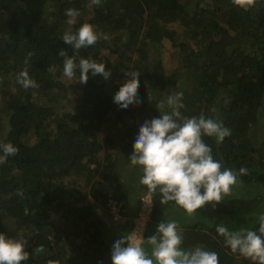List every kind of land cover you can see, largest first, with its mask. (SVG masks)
Instances as JSON below:
<instances>
[{"label":"trees","instance_id":"trees-1","mask_svg":"<svg viewBox=\"0 0 264 264\" xmlns=\"http://www.w3.org/2000/svg\"><path fill=\"white\" fill-rule=\"evenodd\" d=\"M68 8L80 12L73 30L87 22L101 37L119 34L120 45L113 51L116 73H110L120 74L121 82L107 90L89 73L74 112L56 116L53 107L41 102L50 100L53 90L65 91L62 81L68 78L58 53L65 49L74 55L61 38L69 27ZM166 40L181 62L172 75L153 57ZM100 49L97 41L81 49L77 60L101 63ZM29 51L34 55L25 65ZM49 66H55V74L47 71ZM25 67L39 87L26 91L17 83ZM132 71L139 73L141 102L124 110L113 96ZM74 78L79 79V71ZM168 85L183 93V116L203 114L230 129L220 143L203 137L213 157L226 168L248 170L232 187L236 191L193 215L172 202L161 204L158 190L150 193L140 184V166L121 172L130 163L140 123L160 117L157 104ZM112 121L128 124L119 139ZM0 139V144L11 142L19 149L0 164V233L26 241L30 257L21 264H111L114 242L131 234L135 223L129 219L117 228L124 235H112L101 212L109 216V204L115 202L126 217L134 202L137 217L147 193L153 211L144 239L154 229L156 233L159 222L174 220L185 250L215 251L219 264H252L232 253L216 227L258 230V216L264 213V0H256L247 11L231 0H102L100 6L91 0H0ZM101 148L103 161L96 157L92 167ZM137 185L139 190L132 193ZM96 212L102 217L97 221ZM235 217L240 223L231 227ZM9 221H14L15 237L9 235ZM40 246L44 251L37 253ZM144 248L150 255V246L145 243Z\"/></svg>","mask_w":264,"mask_h":264},{"label":"clouds","instance_id":"clouds-1","mask_svg":"<svg viewBox=\"0 0 264 264\" xmlns=\"http://www.w3.org/2000/svg\"><path fill=\"white\" fill-rule=\"evenodd\" d=\"M231 2L247 11L255 5L256 0ZM101 3L102 0H91V4L95 6H100ZM65 15L68 17L69 27L61 38L72 47L74 55L69 56L65 49L59 51L58 55L64 57L63 75L71 80L79 71L78 80L84 84L89 79V73L92 76L100 74L108 79L111 73L106 70L105 64L83 57L77 60L80 50L96 44L103 34H98L94 26L87 22L73 30L80 15L77 9L68 8ZM103 38L108 37L105 35ZM33 55L34 52H28L25 65ZM47 71L55 74L56 68L49 66ZM126 75L130 79L113 96V102L124 110L141 102L138 98L139 73L132 71ZM16 80L26 91L39 87L29 76L26 67L20 71ZM182 97L183 93L177 92L159 101L157 109L160 117L145 120L139 127L128 160L132 165L142 168L140 184L146 186L150 193L158 190L161 204L172 202L188 215H193L207 203H221L225 196L231 194L239 177L247 175L248 170L226 168L220 160L213 157L212 149L204 142L203 137H215L217 143H220L231 135L230 129L223 126L222 122L203 114L190 118L183 116L180 112L184 107ZM215 111L213 107L211 112ZM18 151L11 142L0 144V164L9 156H15ZM150 193L146 195H151ZM113 212L117 217L118 210L113 209ZM258 224V230L239 231H230L227 226L220 224L216 227V232L224 238L225 245L232 253H238L252 264H264V213L258 216ZM145 243L151 248L150 255L144 248ZM182 244L183 236L177 223L174 220L161 221L156 233L147 239L143 238L141 232L135 231L117 239L111 249V264H219V255L215 251L201 247L185 250ZM25 246L26 241L23 238H11L0 233V264L27 262L30 253L25 250ZM35 251L39 253L44 249L40 246ZM48 264L53 262L49 260Z\"/></svg>","mask_w":264,"mask_h":264},{"label":"rangeland","instance_id":"rangeland-1","mask_svg":"<svg viewBox=\"0 0 264 264\" xmlns=\"http://www.w3.org/2000/svg\"><path fill=\"white\" fill-rule=\"evenodd\" d=\"M118 36H119L118 33L109 34V35H107V37H108L107 39H104L103 37H100L99 40H98V44H99V46L101 48L99 55H100V57L103 58V61L101 63H103V64H105L106 66H109V67L112 66L110 68V72H113V73H116V69L115 68L117 67V65H116V55L113 54V51L116 50L119 47V45H120V43L116 40L118 38ZM153 52L154 51H152L151 54H154ZM153 57L159 58V59L162 60L164 68H165L167 74H169V75H172L177 68L181 67V62H180V59H179V52H178V50L175 47H173L172 43L169 40L165 41L164 46L162 47V49L159 52L155 53L153 55ZM109 67H107V70H108ZM110 76L113 79H110L111 77H109L108 79H105L100 74H97L94 77H96V80H97V82L100 85H106L105 88L107 90L108 89L111 90V89H113L115 87V85H117V84H119L121 82V77H120V74L118 75V73H117V77H113V75H110ZM62 82L65 85V91L53 90L50 93V100L48 98L46 100H43V102H41V103H43L45 105H49V106L53 107V110H54L56 116H59L60 114H65V113H68V112L69 113L70 112L73 113L74 112V104L77 102V100L79 98V94L82 93V89H80V86H82V83L79 82L78 79H76V78H73L71 80L67 79L66 82H64V81H62ZM174 93H176V88H174L171 85H168L166 87L165 93L162 94L161 97L164 99L167 95L174 94ZM34 95L37 96L36 93ZM142 124L143 123H140V125H142ZM127 125H125V124H123V125L122 124H117L116 125L114 123V121H112L111 122V128H113V127L115 128L114 129V137H116L117 139L122 137L124 135V133H125V129H126ZM4 126H5V124H4ZM102 137H103V133H102V135L99 134V137H97L96 139L97 140L98 139L101 140ZM119 142H120V144L122 146L123 145V140L121 139V140H119ZM0 143H2L1 139H0ZM131 145H133V144H131ZM132 151H133V149L131 150V152ZM96 153L97 154L94 155V157H95L94 161H92V164H91L92 167H93V165H95L94 163H95L96 157L103 161V148H101V150L97 151ZM119 154H121V153H119ZM126 166H127V168L125 169ZM126 166L121 168V172H128V171L132 172L134 169H136V166L132 165L131 163L126 164ZM139 171L141 172L142 168H139ZM121 177H124V181L126 180L125 182L128 181V179H126L125 175L124 176L122 175ZM138 185H139V183H138ZM138 185H137V188L133 189L132 193L139 190L140 186L138 187ZM234 189L235 190H232L233 192L237 190L236 188H234ZM232 195H233V193H232ZM109 207H110V209L112 208V211H111L110 215L108 216L106 214V215L103 216V213L101 212V216L103 217V219L106 218V217H107V220L109 219V224L105 223L104 226H107V227L110 228L112 235H116V236H119V234L121 236L124 235V231L121 230V233H119L117 228L119 226H121L122 224H125L129 219H132V218H133L134 223L135 222H137V223L138 222H142L143 223L144 235H145V232H146L147 226H148V221H149L151 215L149 217L147 215H143L137 221L138 218L133 216L135 214V211H136V208L134 206V202L132 203L131 208H129V210L132 211V212H130L129 215L126 216V217L121 215L120 206H118L115 202H110ZM113 209L115 211L118 210V217L114 216L115 214L113 212ZM95 214H96L95 215L96 221H97V219L100 220L102 218V217L100 218L99 216H97L98 212H96ZM120 217H122V219ZM55 221H56V224H59V219L58 218ZM237 222L240 223V219L238 217H235L234 221L232 222V224H230V225H232L231 227L236 225ZM241 223H242V220H241ZM7 228H9L8 230H9V235L10 236L15 237L17 235L16 229H15V226H14V221H9L7 223ZM153 234H155V229L151 232L149 237L152 236ZM144 235H143V238H144ZM68 249H69L68 246H66V250H68ZM67 252H69V251H67Z\"/></svg>","mask_w":264,"mask_h":264},{"label":"built area","instance_id":"built-area-1","mask_svg":"<svg viewBox=\"0 0 264 264\" xmlns=\"http://www.w3.org/2000/svg\"><path fill=\"white\" fill-rule=\"evenodd\" d=\"M153 209V200L151 195H146L142 199V207L141 210L139 211V214L137 216V221L139 218H141L143 215H147L148 217L150 216L151 212ZM133 232H141L142 236L144 235V226L142 222H135L134 228L132 230Z\"/></svg>","mask_w":264,"mask_h":264},{"label":"water","instance_id":"water-1","mask_svg":"<svg viewBox=\"0 0 264 264\" xmlns=\"http://www.w3.org/2000/svg\"><path fill=\"white\" fill-rule=\"evenodd\" d=\"M36 243H37V240H36ZM36 243H35V244H36ZM53 245H54V243H53ZM54 246H55V245H54ZM31 247H33V246H29L28 249H31Z\"/></svg>","mask_w":264,"mask_h":264},{"label":"crops","instance_id":"crops-1","mask_svg":"<svg viewBox=\"0 0 264 264\" xmlns=\"http://www.w3.org/2000/svg\"><path fill=\"white\" fill-rule=\"evenodd\" d=\"M118 217V216H117ZM122 219V217H120ZM107 224H109V219L107 220ZM109 226V225H108Z\"/></svg>","mask_w":264,"mask_h":264}]
</instances>
